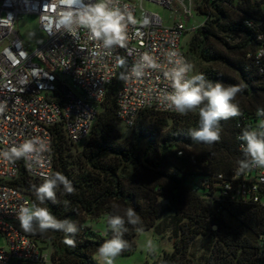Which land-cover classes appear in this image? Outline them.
<instances>
[{
	"label": "trees",
	"instance_id": "obj_1",
	"mask_svg": "<svg viewBox=\"0 0 264 264\" xmlns=\"http://www.w3.org/2000/svg\"><path fill=\"white\" fill-rule=\"evenodd\" d=\"M205 4L208 9L205 20L214 17L215 31L208 27L199 30L190 48L205 62H219L227 67L237 78L216 69L201 73L213 82L243 85L236 98L243 112L264 107V74L247 57L264 47V6L253 0H205ZM245 20L263 23L250 28ZM122 73L124 65L108 89L88 139L90 144L80 153L73 150L75 144L67 139L61 127L53 131L55 173L67 177L74 192L64 193L61 186L57 202L46 200L41 206L49 208L58 219L75 214L79 231L69 234L76 242L75 247L64 242L66 234L61 231L23 232L50 243L53 264H97L93 257L111 233L105 237L101 233L107 227L98 231L84 225L85 222L102 219L106 223L108 214H123L124 209L132 208L141 218L137 227L161 234L169 221L168 227L172 226L177 239L172 252L150 264H195L191 257L193 246L199 237L206 235H211L214 242L210 251H204L203 264H259L257 244L263 229L262 208L251 203L217 200L221 191L216 186L217 175L231 177L238 167L237 161L244 159L238 137L247 129L245 124L240 126L236 117L221 120V140L209 145L196 143L189 135L190 129L199 126L197 113L172 116L145 111L132 128L131 137L120 141L117 95L123 85ZM211 154L213 157L209 158ZM42 183L31 179L22 168L13 185L29 195L32 203H39L36 188ZM208 197L214 198V202ZM160 200L168 201L173 211L165 223V219L159 221ZM64 201L69 202L67 206ZM127 227L124 239L130 248L118 257L131 255L136 248L138 232L130 225Z\"/></svg>",
	"mask_w": 264,
	"mask_h": 264
},
{
	"label": "built area",
	"instance_id": "obj_2",
	"mask_svg": "<svg viewBox=\"0 0 264 264\" xmlns=\"http://www.w3.org/2000/svg\"><path fill=\"white\" fill-rule=\"evenodd\" d=\"M253 1L264 6V0ZM145 3L168 11L169 21L145 10ZM119 4L136 23L128 26L126 47H116L107 55L83 27L76 26L68 32L60 25V14L68 10L60 0H0V151L32 138H38L48 149L40 153L38 160L21 158L9 162L0 157V235L7 244L0 248V264H43L52 260L41 251L35 238L21 229L17 214L21 207H31L32 199L13 183L22 168L31 179L42 182L54 175V128L61 127L75 145L88 141L108 89L118 76L121 60L128 79L123 80L117 95V118L124 127L132 129L145 111L184 116L164 107L163 96L171 88L161 69L148 70L142 77L131 73L145 52L156 57L164 68L169 66L172 52L177 53L173 59L183 57L189 62L182 40L193 18L194 0H119ZM24 16H34L39 22L43 40L35 46L20 34ZM244 23L255 28L263 22ZM262 50L264 47L247 54L260 74H264V56H258ZM258 108L242 111L243 116L236 117L240 126L257 127L264 120L256 115ZM212 157L213 154L209 156ZM236 170L229 178L217 175L216 186L221 189L217 200L262 208L257 258L259 264H264V169L254 168L240 175ZM208 199L214 202V198Z\"/></svg>",
	"mask_w": 264,
	"mask_h": 264
},
{
	"label": "clouds",
	"instance_id": "obj_3",
	"mask_svg": "<svg viewBox=\"0 0 264 264\" xmlns=\"http://www.w3.org/2000/svg\"><path fill=\"white\" fill-rule=\"evenodd\" d=\"M67 5L68 10L60 14V25L68 32L76 26L83 27L89 35L99 41L107 55H111L116 47L124 48L127 45V30L129 24L136 20L126 8H122L119 0H95L94 3H85V0H60ZM264 56V50L258 53ZM177 57V53L169 54L168 67L164 68L157 62V58L150 53H143L132 70L131 75L142 77L148 70L161 69L165 79L169 82L171 91H166L163 100L167 110L181 115L189 112L198 114L199 126L189 130L191 139L196 143L213 144L221 140V120L243 116V112L236 102L237 95L242 92L243 85H225L222 82H213L203 73L189 75L194 65ZM251 58V54H249ZM121 65L125 62L120 61ZM121 79L128 76L121 74ZM3 107L0 106V111ZM256 115L264 117V108H258ZM244 159L238 160L237 175L250 172L254 168L264 169V120L257 127L245 129L238 137ZM48 150L38 138L26 139L19 145H14L5 151H0V157L9 161L24 158L25 160H38L40 153ZM62 186L63 192L72 194L74 188L71 181L63 174L57 172L44 178L42 184L36 188V199L31 207L20 208L17 219L20 227L26 233L39 231L44 234L49 230L61 231L66 234L65 243L75 247V240L69 234H76L79 229L71 219L56 218L49 208L42 207L46 200L57 202V190ZM68 201H64L65 206ZM141 218L132 208L123 210V214H108L106 217L107 231L101 235L110 238L97 249L96 257L99 264H114L115 259L130 248L124 234L129 231L127 225L143 234ZM146 250L154 251L153 242L147 241Z\"/></svg>",
	"mask_w": 264,
	"mask_h": 264
},
{
	"label": "rangeland",
	"instance_id": "obj_4",
	"mask_svg": "<svg viewBox=\"0 0 264 264\" xmlns=\"http://www.w3.org/2000/svg\"><path fill=\"white\" fill-rule=\"evenodd\" d=\"M143 8L149 12L159 14L165 21H169L170 13L160 6L152 3H145L143 4ZM205 13H208L205 0H194L193 18L188 22V30L184 34L182 40V46L188 56L189 62L194 65V68L192 72H190V75L201 73L203 71H208L210 69H216L217 71H224L227 75L237 78L236 74L227 67L221 65L219 62H205L198 56L195 51L191 50L190 48L191 42L196 38V35L199 30L208 27V29L210 28V30H212L213 32L215 31V29L212 27L214 17L211 16L210 19L206 21V17L204 16ZM19 30L25 42H28L31 45L35 46L43 40V37L40 34L39 30V22L34 16H24L20 21ZM216 47L217 49L222 51V47L220 45H217ZM101 111L102 109L100 110V112ZM117 130L119 133L120 141H124L126 138L131 137L133 132L132 129H128L122 124L117 125ZM90 141L91 139L89 141L75 145L73 150L77 153H80L86 146H88V144H90ZM57 191H60V189H58ZM159 205L162 211V216L159 221H163L165 219L163 221V223H165L166 221H168V217L173 215V211L170 208L169 202L166 200H160ZM168 223L170 222L168 221L165 223V226L167 227L161 234H157L154 229L143 231V234L137 233L135 237L136 248L134 252L126 257H117L114 261V264H142L141 261H146L150 264L155 259H158L165 253L172 252L174 250V244L176 243L177 239L175 235L173 236V228L172 226L169 228L168 226L170 224ZM84 225L98 231H103L106 228V223L102 219L97 221H90L87 219ZM35 240L38 246L40 247L41 251L52 257L53 249L50 246V243L46 242L41 238H36ZM148 240H151L153 242L154 251L152 252L146 250V244ZM213 242L214 238L211 235L201 236L198 238L191 252V257L192 260H194L195 264L204 263V257H206L204 251L206 252V249L210 251ZM6 246L7 244L5 239L0 235V248ZM93 258L96 263L99 264L96 254ZM43 264L53 263L52 260H49L48 262H45Z\"/></svg>",
	"mask_w": 264,
	"mask_h": 264
},
{
	"label": "water",
	"instance_id": "obj_5",
	"mask_svg": "<svg viewBox=\"0 0 264 264\" xmlns=\"http://www.w3.org/2000/svg\"><path fill=\"white\" fill-rule=\"evenodd\" d=\"M66 218L71 219L74 222L75 214H70Z\"/></svg>",
	"mask_w": 264,
	"mask_h": 264
},
{
	"label": "crops",
	"instance_id": "obj_6",
	"mask_svg": "<svg viewBox=\"0 0 264 264\" xmlns=\"http://www.w3.org/2000/svg\"><path fill=\"white\" fill-rule=\"evenodd\" d=\"M141 263H142V264H146L147 262H146V261H144V262L141 261Z\"/></svg>",
	"mask_w": 264,
	"mask_h": 264
}]
</instances>
